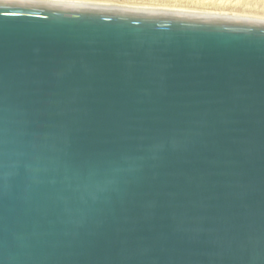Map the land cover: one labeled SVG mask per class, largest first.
Instances as JSON below:
<instances>
[{
  "label": "water",
  "instance_id": "water-1",
  "mask_svg": "<svg viewBox=\"0 0 264 264\" xmlns=\"http://www.w3.org/2000/svg\"><path fill=\"white\" fill-rule=\"evenodd\" d=\"M0 264H264V20L0 0Z\"/></svg>",
  "mask_w": 264,
  "mask_h": 264
},
{
  "label": "bare ground",
  "instance_id": "bare-ground-1",
  "mask_svg": "<svg viewBox=\"0 0 264 264\" xmlns=\"http://www.w3.org/2000/svg\"><path fill=\"white\" fill-rule=\"evenodd\" d=\"M264 20V0H46ZM254 10V11H253ZM261 13V14H260Z\"/></svg>",
  "mask_w": 264,
  "mask_h": 264
},
{
  "label": "rangeland",
  "instance_id": "rangeland-1",
  "mask_svg": "<svg viewBox=\"0 0 264 264\" xmlns=\"http://www.w3.org/2000/svg\"><path fill=\"white\" fill-rule=\"evenodd\" d=\"M255 4V6H253L252 8H254V10H257V9H259L260 8V6H263V7H261V9L263 10L264 9V2L262 3V2H259L258 3V5H256L257 3H254ZM253 10V11H254ZM264 12V11H263ZM261 14V13H260Z\"/></svg>",
  "mask_w": 264,
  "mask_h": 264
}]
</instances>
